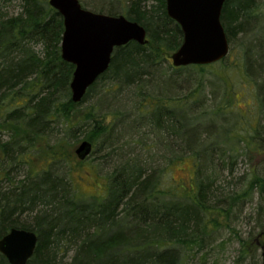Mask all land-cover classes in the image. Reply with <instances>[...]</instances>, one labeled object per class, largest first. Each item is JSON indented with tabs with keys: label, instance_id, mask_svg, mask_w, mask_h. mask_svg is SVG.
I'll return each mask as SVG.
<instances>
[{
	"label": "trees",
	"instance_id": "obj_1",
	"mask_svg": "<svg viewBox=\"0 0 264 264\" xmlns=\"http://www.w3.org/2000/svg\"><path fill=\"white\" fill-rule=\"evenodd\" d=\"M17 1L18 12L0 11V178L9 182L0 188V238L13 228L35 233L36 247L27 264H189V259L196 258L211 235L222 227L220 218L227 225L234 207L255 195L264 203V159L258 171L241 181L238 190L227 192L216 184L220 175H232L239 157L264 155L263 128L254 123L244 132L247 135L229 129L223 145L205 146L199 117L194 114L201 88L180 99L149 96L147 125L157 133L153 146L162 154L164 169L185 158L194 162L192 181L175 183L171 194L160 183L164 170L153 165L145 168L135 160L115 167L102 200H81L63 178L52 177L48 171L35 175L29 172L23 179L12 181L10 170L2 169V164L16 166L22 156L27 164L32 162L31 156L39 154L38 145H49L53 124L62 127L61 137L49 151L54 161L68 163L72 156L63 149L58 153V147L80 136L90 144L97 143L96 150L111 148V127L96 119L100 118L96 107L79 114L72 123L74 115L98 84L107 86L105 94L114 92L115 87L116 91H144L147 74L167 64L182 42L179 26L166 14L165 0H126L120 13L112 11L115 8L109 0H84L88 2L81 5L83 9L123 15L138 23L145 29L148 42L143 46L130 42L116 48L108 70L80 103L73 104L69 84L74 67L62 60L60 51L62 17L48 0ZM250 1H225L221 24L229 42L241 29L242 20L250 17ZM211 66L214 64L168 66L167 83L174 87L182 80L192 85ZM261 94L262 89H258L256 95L264 114ZM229 101L217 111L228 110L229 106L232 109ZM2 135L6 141H2ZM32 213V226L21 223L22 216ZM260 228L258 245L252 246V239L240 240L244 256L262 248L264 226ZM65 245L72 247L74 255L68 262L58 263L57 253L65 250ZM0 264H8L1 254Z\"/></svg>",
	"mask_w": 264,
	"mask_h": 264
},
{
	"label": "rangeland",
	"instance_id": "obj_2",
	"mask_svg": "<svg viewBox=\"0 0 264 264\" xmlns=\"http://www.w3.org/2000/svg\"><path fill=\"white\" fill-rule=\"evenodd\" d=\"M79 1L82 6L88 2ZM109 2L115 8L112 11L120 13L125 9L126 0H109ZM106 7L110 6L106 4ZM250 7L252 8L250 17L246 22L242 20L241 29L236 33V37L228 41L227 57L208 68L203 76L196 78V82L201 85L194 82L190 85V82L185 83L180 80L178 86H170L166 80L170 73L167 69L171 66L169 59L167 64L147 74L144 78L147 79L144 91L134 88L116 91L115 87L112 88L114 92L105 94L104 90L107 86L103 87L100 84L96 86L71 121L75 123L79 119V114L84 115L86 111L94 110L93 107H96V111L100 114V118L96 119L103 125L111 127L108 132L112 134L108 141L112 143L111 148L105 146L104 149L100 147V150H96L98 144L91 142V154L79 164L74 150L85 140L80 136L78 140L72 141L73 143L65 142L62 147L61 145L58 147V153L63 149L69 157L72 156L68 158V163L54 161L49 151L55 140L61 137L59 134L62 127L60 124H53L49 145L39 144V154L31 156L32 162L27 164L22 156L16 166L6 167L2 164V169L10 170L9 178H12V181L23 179L29 172L35 175L41 171H48L52 177L63 178L75 194L87 202L106 197L110 174L116 166L119 167L126 160L138 161L145 168L153 165L152 168L164 170L163 173L161 172L163 176L160 183L164 190L171 191L170 194L175 183L192 181L194 162L191 158L172 163L164 169L165 162L160 160L162 154L156 146H153L157 141V133L147 125L149 118L146 113L147 105L152 98L180 99L187 96L190 91L201 88L198 95L200 102L194 114L199 117L197 122L200 123L201 138L205 139L202 143L205 146L223 145L225 132L229 129L247 135L244 132L249 126L258 123L264 131V114L261 113L262 106L256 95L258 89H262L261 95L264 97V0H251ZM19 9L20 4L17 0L0 2L2 13L12 14ZM86 9L90 10V7ZM233 29L237 30L234 27ZM228 101L232 109H229V106L226 111H217ZM1 138L2 141H6V136L2 135ZM113 151L114 153L111 154ZM262 159H264L263 154H244L237 160L232 175L229 176L227 173L220 175L216 184L227 192L238 190L241 181L247 180L254 170L258 171L261 168ZM8 184L7 178H0V188H5ZM262 207L264 203L260 202L257 195L241 201L230 213L228 226L224 225L227 222L220 218L222 227L220 226L221 228L211 235L205 248L197 253L196 258L189 259V264H262L261 249L257 247L254 254L244 256L240 244V240L252 239L251 245H258L257 235L261 232V225L264 226V211L260 210ZM33 216L34 213L22 216L21 223L32 226ZM73 255L72 247L65 245V250L59 251L56 259L58 263H64ZM203 256L205 260L202 259Z\"/></svg>",
	"mask_w": 264,
	"mask_h": 264
},
{
	"label": "water",
	"instance_id": "obj_3",
	"mask_svg": "<svg viewBox=\"0 0 264 264\" xmlns=\"http://www.w3.org/2000/svg\"><path fill=\"white\" fill-rule=\"evenodd\" d=\"M226 0H165L168 18L182 33L179 48L171 54L173 68L209 66L225 59L229 43L221 24ZM63 21L60 43L61 58L74 67L69 84L70 100L81 102L87 90L104 74L116 48L134 42L147 44L145 29L123 15L108 16L83 9L78 0H48ZM92 151L83 141L74 150L79 161ZM37 236L31 231L10 229L0 238V254L8 264H27L33 256ZM264 264V240L262 243Z\"/></svg>",
	"mask_w": 264,
	"mask_h": 264
}]
</instances>
